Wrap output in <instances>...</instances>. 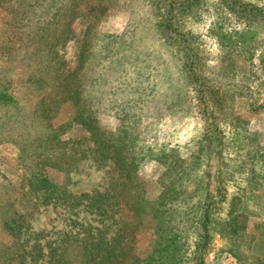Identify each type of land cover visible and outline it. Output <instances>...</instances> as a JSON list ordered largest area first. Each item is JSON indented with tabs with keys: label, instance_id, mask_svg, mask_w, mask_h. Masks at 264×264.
Instances as JSON below:
<instances>
[{
	"label": "rangeland",
	"instance_id": "1",
	"mask_svg": "<svg viewBox=\"0 0 264 264\" xmlns=\"http://www.w3.org/2000/svg\"><path fill=\"white\" fill-rule=\"evenodd\" d=\"M80 1V16L71 25L75 37L61 51L69 68L77 63L85 27L97 10L89 11L95 0L90 4L87 0ZM181 1L185 0L177 3ZM189 1L185 12L180 9L186 4L176 6L179 13L175 20L195 54L194 71L200 76L197 81L202 82L200 88L207 87V98L200 102L196 92L198 83L187 77L183 44L161 35L158 26L161 4L157 5L158 9L148 0H114L95 27L101 34H122L123 37L94 39L90 46L91 57L99 63L94 66L93 74L97 77L99 74V80L92 91L93 101L99 106L96 118L106 132H114L123 120L137 131L138 144L143 148L141 156H144L138 176L145 183L149 198L159 194L157 183L160 184L164 172V166L155 158L169 152L173 154L170 159L187 160L185 172L189 174L190 186L184 204L199 205L206 194L214 201L212 214L218 220L213 222L204 264H237L230 253L236 249L232 247L234 243L224 236L221 226L228 207H236L243 214L239 220L247 219V232L256 233L259 230L256 225L264 219V175L258 178L257 186H250L247 181L248 170L254 165L250 153L264 151V21L251 22L255 37L243 47L227 39L229 35L235 38L245 26V19L235 12L240 2L263 8L264 0H237L232 6L229 4L233 0ZM5 8L10 7L0 0V77L14 99L9 110L20 108L30 112L48 90L28 78V67L20 62L23 55L13 56L18 31L10 23ZM222 34L224 37L220 39ZM125 113L128 116L121 119ZM132 113L135 116H130ZM0 116H8L4 108H0ZM72 116V104L64 102L57 108L52 122L70 124L61 137L89 148L87 132L71 121ZM211 122L215 130L209 128ZM233 125L242 128L244 133L234 136ZM202 159L204 164L197 168V162ZM27 164V160L20 159L13 142L0 139V240L4 242L10 239L4 219L15 212H29L28 220L35 231L54 232L64 223L65 213L57 206L31 208L34 199L26 179ZM80 167V174L70 179V186L76 192L99 189L112 174H106L105 169L95 172L90 169L88 174L89 168ZM177 171L178 165L172 174ZM197 215V211L192 212V217ZM144 224L134 244L136 254L141 257L147 255L154 241L150 223ZM194 226L188 231L189 245L195 239ZM241 233L233 236L237 242L242 239Z\"/></svg>",
	"mask_w": 264,
	"mask_h": 264
},
{
	"label": "trees",
	"instance_id": "2",
	"mask_svg": "<svg viewBox=\"0 0 264 264\" xmlns=\"http://www.w3.org/2000/svg\"><path fill=\"white\" fill-rule=\"evenodd\" d=\"M1 1L10 7L5 10L10 23L18 31L13 56L23 55L20 62L28 67V78L48 91L32 111L24 112L20 108L10 111L14 99L0 77V108L8 113L7 117L0 116V139L13 142L20 159L28 161L26 179L34 199L31 208L57 206L63 209L65 216L62 227L53 232L33 230L28 220L29 212L10 214L4 219L10 239L0 240V264H187L188 261L190 264H204L213 222L217 218L212 214L214 201L206 194L199 205L187 207L184 204L190 186L189 174L185 172L187 160L170 159L173 154L169 152L155 158L164 166V172L160 184L157 183L159 194L154 199L149 198L145 183L138 176L144 156H141L143 148L138 144L137 131L126 125L124 120L114 132L104 131L97 122L99 106L93 101L92 91L99 80V74L98 77L93 74L94 66L99 63L91 57L90 46L94 39L123 37L122 34H101L95 27L114 0H95L94 4L87 0L89 11L97 10L85 27L77 63L72 68L66 66L61 51L75 37L71 25L80 16V0ZM148 2L155 7L161 4L158 15L161 35L183 44V66L187 67L189 81L192 79L197 85L200 76L194 71L195 54L179 32L175 20L179 13L176 6L186 4L187 8L180 9L185 12L190 1ZM236 2L233 0L229 5ZM242 3L235 12L245 19V26L235 34V38L229 35L227 41L239 42L243 47L255 37L251 22L264 21V7ZM222 37L223 34L220 39ZM198 85L196 92L203 102L207 98V87L200 88L202 82ZM64 102L72 104L71 121L87 132L91 142L89 148L61 137L68 123L53 124L52 118ZM132 115L135 116L134 113ZM127 116L125 113L121 119ZM209 125L215 130L214 122ZM233 126L234 136L243 132L242 128ZM250 155L254 165L248 170L247 181L248 185L257 186L258 178L264 175V151ZM204 161L197 162V168ZM81 165L89 168L88 174L90 169L94 172L105 169L106 174H112L101 188L76 192L70 186V179L80 174ZM176 165L179 171L173 175ZM221 199L224 201L225 195ZM194 211L198 215L192 217ZM242 215L236 207H228L226 216L219 219L223 222L224 236L226 234L234 243L232 247L236 248L230 253L237 264H264V219L256 225L259 228L256 233L247 232V219H238ZM145 222L150 223L148 226L153 230L154 241L147 255L141 257L136 254L134 244L136 234L144 228ZM193 226L195 239L189 245L188 231ZM241 231L242 239L237 242L233 236H238Z\"/></svg>",
	"mask_w": 264,
	"mask_h": 264
}]
</instances>
